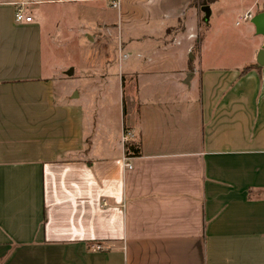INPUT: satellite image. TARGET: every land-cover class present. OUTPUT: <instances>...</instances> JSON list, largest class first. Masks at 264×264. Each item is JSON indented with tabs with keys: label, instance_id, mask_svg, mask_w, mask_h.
<instances>
[{
	"label": "crops",
	"instance_id": "crops-1",
	"mask_svg": "<svg viewBox=\"0 0 264 264\" xmlns=\"http://www.w3.org/2000/svg\"><path fill=\"white\" fill-rule=\"evenodd\" d=\"M70 1L0 0V264H264V37L237 25L264 0L201 41L190 0H130L127 119L54 89L40 6Z\"/></svg>",
	"mask_w": 264,
	"mask_h": 264
},
{
	"label": "rangeland",
	"instance_id": "rangeland-1",
	"mask_svg": "<svg viewBox=\"0 0 264 264\" xmlns=\"http://www.w3.org/2000/svg\"><path fill=\"white\" fill-rule=\"evenodd\" d=\"M129 2L130 0H72L63 5L40 6L45 35L44 68L47 73L52 72V68L56 71L54 89L57 94L72 89H74L73 94L85 92V87L89 84V93L83 98H105V101L112 105L115 114L120 111V116L121 114L123 116L124 102L126 119L129 113L127 98L131 96L123 92L120 81L126 74L123 67L131 58L123 50L129 35L130 23L125 16H122V11L128 9ZM248 2L253 3V0L245 2L225 0L215 4L210 22L202 15L195 29L197 39L204 36L207 30L214 32L219 27L226 29L225 31L237 32L238 29L233 22L235 16L229 14L227 10L233 7L243 9ZM221 10L226 11V14L220 17ZM220 22L224 25L221 26ZM98 25H101L100 30L96 27ZM141 29L144 31L145 26L138 24L134 33L139 35L142 33ZM178 29L186 30L181 26ZM87 34L90 37H98L100 42L93 44ZM48 35H52L51 40ZM210 35L212 36V33ZM103 36H108V40ZM122 55H127L128 58L121 60ZM214 55L211 50L206 52L207 58L216 59ZM72 69L74 73L69 76L68 72ZM98 101L100 102V99Z\"/></svg>",
	"mask_w": 264,
	"mask_h": 264
},
{
	"label": "built area",
	"instance_id": "built-area-1",
	"mask_svg": "<svg viewBox=\"0 0 264 264\" xmlns=\"http://www.w3.org/2000/svg\"><path fill=\"white\" fill-rule=\"evenodd\" d=\"M45 1L48 2V3H62L63 2V0H45ZM252 17H253V15L251 13H248V14H245L243 16H240L238 18V20H237V25H239V24H241L243 22L251 21ZM32 20H33V18L31 16H27L26 15V12H25L24 8L21 7V8H19L17 10V12H16V21L18 23H20V22H32ZM190 38L197 39V35L192 34L190 36ZM127 58H128L127 55H122L121 56V60L122 59L125 60ZM132 138H133L132 134H130L129 132H124V134L122 136V142L123 143H127ZM125 167L130 169L131 168L130 163L126 162ZM94 249L100 250V247H96Z\"/></svg>",
	"mask_w": 264,
	"mask_h": 264
},
{
	"label": "water",
	"instance_id": "water-1",
	"mask_svg": "<svg viewBox=\"0 0 264 264\" xmlns=\"http://www.w3.org/2000/svg\"><path fill=\"white\" fill-rule=\"evenodd\" d=\"M201 11L205 15V20H208L211 15L210 7L204 6L201 8ZM251 23L254 25L256 33L264 37V12L259 13L254 17H252ZM90 39L92 40V38ZM257 64L259 67L264 66V44L257 55ZM73 73H74L73 69L69 70L68 75L71 76Z\"/></svg>",
	"mask_w": 264,
	"mask_h": 264
},
{
	"label": "trees",
	"instance_id": "trees-1",
	"mask_svg": "<svg viewBox=\"0 0 264 264\" xmlns=\"http://www.w3.org/2000/svg\"><path fill=\"white\" fill-rule=\"evenodd\" d=\"M219 0H190V7H198V8H202L204 6H210L216 2H218ZM262 11L258 12L261 13ZM199 40L201 41V36L199 37ZM257 68H259L258 66H256ZM252 69V67H247L242 71V75H245L248 71H250ZM137 147V146H136ZM128 151H130L133 155H138L140 153L139 151V146L137 147V149L133 146H127Z\"/></svg>",
	"mask_w": 264,
	"mask_h": 264
}]
</instances>
